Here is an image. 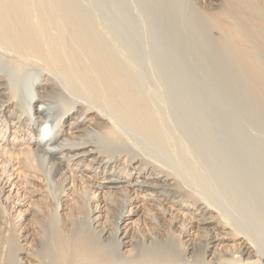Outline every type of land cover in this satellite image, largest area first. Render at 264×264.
Listing matches in <instances>:
<instances>
[{"label":"bare ground","instance_id":"1","mask_svg":"<svg viewBox=\"0 0 264 264\" xmlns=\"http://www.w3.org/2000/svg\"><path fill=\"white\" fill-rule=\"evenodd\" d=\"M66 1L0 0V264H264L217 201L125 132L170 139L115 46ZM171 5L264 96V0Z\"/></svg>","mask_w":264,"mask_h":264},{"label":"rangeland","instance_id":"2","mask_svg":"<svg viewBox=\"0 0 264 264\" xmlns=\"http://www.w3.org/2000/svg\"><path fill=\"white\" fill-rule=\"evenodd\" d=\"M67 1L66 4L74 1L75 13L79 15L81 10V18L93 19L90 27L97 30L106 45L116 47H113L116 50L114 55H119V60L122 57L123 64L127 65L125 68L138 81L136 84L141 88L146 104L151 105L148 108L160 114L162 131L165 129L162 133H167V137L164 136L166 141L170 138L169 145L160 143L163 147L160 148L159 142L154 143L149 138L150 141L132 127L125 132L138 140L140 147L145 146L159 161L162 160L165 166L173 168L174 165L173 169L179 171L181 175L177 173L183 179L190 178L189 183L193 181L197 188L208 194L207 198L217 201L239 233L243 232L242 236L247 234L244 237L259 246L263 252H260V259L264 263V96H257L253 86L246 83V77L233 67L229 59L225 60L212 33H194L186 29L182 21L185 30L180 29L179 12L174 11V5L169 7L172 0H154L155 4L152 0ZM166 2H169L167 7L164 6ZM72 3L67 6L74 8ZM171 11L174 15H170ZM209 48H213L212 53ZM211 64L216 67L213 69ZM38 78L32 82L43 79L42 76ZM53 81L58 82L51 79L48 85L53 86ZM57 82L52 90L60 94L64 86L59 82L57 85ZM185 152L188 157L183 154Z\"/></svg>","mask_w":264,"mask_h":264}]
</instances>
